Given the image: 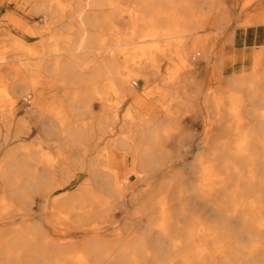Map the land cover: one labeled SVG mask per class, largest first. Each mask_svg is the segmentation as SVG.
Masks as SVG:
<instances>
[{
	"label": "bare ground",
	"instance_id": "bare-ground-1",
	"mask_svg": "<svg viewBox=\"0 0 264 264\" xmlns=\"http://www.w3.org/2000/svg\"><path fill=\"white\" fill-rule=\"evenodd\" d=\"M31 1L34 2V8L42 13L45 30L56 22L53 21L56 14H64L67 10L66 6L62 5V0ZM135 1L136 4L129 5L128 9L111 14L112 18L117 16L120 20L126 21L129 27V32H126L124 37L121 35L113 38V45H107L104 40L92 36H84L81 31H78L75 39L69 36L61 38L62 44H57V47L48 51L49 53L46 52L40 56L41 60L38 62H23L22 59L17 58L11 61L14 63L10 61L7 62L8 64L5 63L6 65L0 63V102H8V105L0 110L4 119H8L13 114L12 108L16 103L15 95L34 92L35 105L32 110L30 109L31 116L39 123L43 134L47 138H61L59 148L78 149V155L73 160L64 157L60 151L54 159L51 156L45 158V154H40L38 157L26 154L18 158L11 153L0 158V264H22L23 262L25 264H150V261L160 264L168 253L177 258V260H174L175 257L171 260L173 264L177 263L176 261L180 264H213L216 253L224 247L223 238L229 235L228 226L231 218H237L246 223L251 220V216L264 215V197L260 195L256 187L261 175L260 162L258 164L257 161L264 158L257 153V144L260 141L256 139L258 130L264 134V110L259 113L257 107L264 105V60L261 61L260 58L252 72L240 77H232L230 80L232 86L246 88L245 96H230L229 115L234 122L227 125L234 127L237 135L240 136L235 141L234 156L246 159L244 163L245 167L248 166L246 176L234 162L226 163L227 167L233 168V174L238 178L236 183L231 182L235 190L226 194L228 185L226 180L230 176V171L224 173L219 171L221 169H217L218 147L216 144L220 142V139L214 137L212 130L208 133L213 139L208 152L198 157L191 165L198 176V181L192 183V188L191 186V189L189 188L192 196L189 199L191 203L187 204L191 205L196 200L199 201L207 208V211H210V213L206 211L209 214L207 218L204 214H199L201 217L193 214L191 216L190 214L194 211L191 213L187 211V213L185 204H171V198L168 195L169 182L163 181L154 188L155 193H162L158 198L155 195L148 199L141 198L139 194L142 189L138 193L141 184L146 187L142 192L149 191V184L152 183L153 176L157 175L153 169L163 165L158 154L162 149L155 150L151 144L158 142V137L162 136L161 131L165 124L170 119L177 118L169 106L164 108V113H162L152 108L147 97L136 98L131 107L135 115L131 116V120L126 119L132 124L127 122L121 125L122 128L130 129V134L110 143L109 147L115 150L130 147L131 138L139 139L141 146H137L138 153L132 157V164L135 166L132 175H128L129 172H125L122 168H117L115 160H120L121 157L108 153L107 158L109 159L104 163L96 160L87 162L86 152L79 148V144L84 139L92 138L98 132H109L116 127L115 122H111V117L103 113V103L99 97H81L79 91H69L66 97L67 109L46 108L44 89H47L48 85H42L41 78L54 77L56 83L57 79H61L71 88H78L87 86L89 83H97L98 79L107 77L106 82L94 88L91 87L90 90H94V93L97 89L105 90L109 101L112 96L118 103H121L127 100V95L131 91L133 73L138 76L137 72H141V76L150 82L156 72V66L153 65L155 59L163 54H168L172 59L178 58L181 68L186 72L184 71L183 75L176 72L171 81L162 82L163 87L177 86L178 89L181 88V91L180 93L179 91L165 92L164 89L165 93L162 92L164 94L159 96L160 101L162 103L166 101L168 105L175 102L187 109L191 107L194 97L188 87L195 75L194 61L197 57L207 61L213 52V48L209 47L206 40L195 41V31L203 21L217 27L219 31L226 30L233 23L228 8L223 0ZM251 1L253 0H249ZM257 1L260 5H264V0ZM105 4L113 5L114 1H93L95 6ZM8 5H10V0H0V10L6 9ZM247 5L244 9L248 7ZM72 14L76 15V12ZM5 18L9 20L7 22L9 24L12 19L11 15ZM112 18L107 19V23L109 29L114 31L117 28ZM0 20L3 21V19ZM99 21L98 17L94 19L81 17L79 25L85 26L87 23L95 25ZM2 23L0 21V24ZM17 25L23 29L25 34L36 36L37 33L31 28L23 27L20 22ZM240 26L248 29L246 32H242L243 30L234 32L235 36L231 39L236 42V46L245 45L243 41L249 31L251 35L256 34L259 38V32L264 34V7L257 14L249 15ZM147 39L164 41L163 46L166 48L162 50L159 44L145 45L134 47V50H140L136 51L137 55H134L135 51L130 53L129 46L137 42L142 43ZM14 41L16 48L24 45L20 39H14ZM115 47L122 48L118 52L122 58L128 59L132 55L131 66L126 65L117 69ZM31 54H34V51ZM20 61L22 63H19ZM4 71L7 75L3 73ZM19 73H27L29 78L19 77ZM9 76L14 79L8 81ZM209 98L213 99L215 109H219L218 106L216 107L218 103H216L215 92H212ZM243 98L248 102L245 106H243L245 101ZM93 101L100 103L101 108L98 105L100 112L97 110L98 113H96L95 110H91L90 105ZM88 111L94 117L91 123L82 121ZM244 111L251 118L257 116L256 120L248 125L241 123ZM129 117L128 113L126 118ZM22 132V128L16 131L14 138H18ZM8 134L5 132L4 135L0 127V146L5 145V137ZM219 150V154L229 153L225 145L222 148L219 147ZM119 165L123 167L122 163ZM37 167L42 170L38 171ZM71 167H78L81 171L89 168V179L86 185L83 184L88 176L83 184L80 183L83 188L79 187L77 193L56 195L77 175L76 171L70 170ZM101 167L105 169L102 170ZM130 177L134 180H130ZM241 184L248 190L250 189L253 194L250 191L249 193L243 191ZM175 187L177 193L181 194L182 188L177 183ZM219 193L229 196L230 208L226 201L223 202L218 196ZM36 194L40 195V201L36 199ZM138 199L141 200L140 205L136 203ZM31 204L43 212L50 213L51 218H46L43 225L36 222L34 226L25 224L29 221L28 216L32 211ZM118 205L121 208L130 206L136 208L139 205L138 212L148 219L142 220L141 216L138 221L150 229V234H134L127 237L118 235L116 242L111 239L105 240L108 234L104 231L111 229L116 215L114 211ZM230 209L234 214H231ZM18 222L24 224L19 225ZM262 226H264V219ZM125 238L127 239L123 242ZM153 247L156 249L155 252H152ZM116 251L119 254L117 252V255H114ZM24 255L32 260L24 261Z\"/></svg>",
	"mask_w": 264,
	"mask_h": 264
},
{
	"label": "rangeland",
	"instance_id": "rangeland-1",
	"mask_svg": "<svg viewBox=\"0 0 264 264\" xmlns=\"http://www.w3.org/2000/svg\"><path fill=\"white\" fill-rule=\"evenodd\" d=\"M36 1L40 2V0ZM93 1L94 0H62L61 3L63 6H66L67 10L64 12V14H56L53 19V21L56 22L53 23L47 30H45L44 18L42 13L34 8V2L31 0H10V5H8L6 9L4 8L0 10V19H3V21L0 20L3 22L0 24V63H4L3 65H6L5 63L8 61L11 62L17 58L22 59L23 62H38L41 60L40 56L57 47V44H62L60 41L61 38L69 36L72 37V39H75L78 36V31H81L82 35L84 36H92L100 40H104L107 45H113V38L121 35L124 37V35L127 34L126 32H129V27L126 24V21L124 22L120 20L117 16L112 18L111 14L115 12L117 13L119 10L128 9V6L136 4V1L113 0V5L105 4L103 6H95L93 5ZM223 1L228 8L230 19L233 22L232 25H229L224 31H219L217 27L203 21L204 23L202 22L199 26L201 30L198 28L195 31V41L206 40V43L209 45V47L211 49L213 48V52L207 61L202 60L201 57H197V59L194 61L196 68L195 75L192 79L191 85L189 86L190 88L188 87V90L192 92L194 97V100L191 102L193 104H191L192 108L190 107L187 109L175 102H172V104L168 105V102L165 101L162 103L160 101L159 96L165 92L179 91L178 93H180L181 91V88H179V90L177 86L163 87L162 82L168 80L171 81L172 76L176 72L181 75L186 72L185 69L184 72L183 68H181L180 60L178 58L172 59L168 54L158 55L156 57L153 64L156 66V72L154 73L150 82H147L146 79L141 76V72H137L138 76L137 74L135 75V73H133L131 91L127 95V100L121 103H118L116 98L112 96L110 97L111 99L109 101V96L105 90L97 89L98 92L96 91V93H94V90H90L91 87L94 88L98 84L106 82L107 77L98 79L97 83H89L87 86H81L78 88H71L61 79H57L56 83V78L54 77L43 78L45 80L41 78L40 80L42 85H48V88L44 89V100L46 101V108L51 110L52 108H68L66 97L67 92L69 91H79L81 97L89 96L100 98L103 103V113L111 117V122L114 121L116 127L109 132H98L92 138L84 139L79 144V148L84 149L86 152L85 160L87 162L96 160L98 162L104 163L109 159L107 158L108 153L112 156L121 157L120 160H115L118 165L117 168H122L125 170V172H129L128 175L134 174L135 171V166L132 164V157L136 156L138 153L137 146H141V143L138 141L139 139L136 137L131 138L130 140L132 141V145L128 148H117L114 150L109 146L112 141L122 137H127L130 134V129L122 128L121 125L127 122L132 124L130 123L131 121H126V119L131 120V116L135 115V111L131 109V107H133L136 98L142 96L147 97L148 103L152 106V108H155L158 112L162 113H164V108L169 106V108L172 109L171 112L177 118L170 119V121L165 124V127L162 128V136L158 137V142L151 144L155 150L158 148L162 149L158 152V154L161 157V161H163V165L153 169L157 175L153 176L152 183L149 184V191L147 193L142 192L146 187L141 184L138 193L142 189V193L140 192L139 194L141 198L148 199L149 197H154V195L158 198V196H160L159 194L162 193H155L154 188L163 181L169 182L168 185L170 190L168 191V195H170L171 204H185V206H187L186 212L190 211L189 213H191L194 211L190 214L191 216L192 214L196 216L199 214H204L205 218L208 217V213H210V211L208 210V212L207 208L204 207L199 201L196 200L193 204L188 205L191 203L189 199L192 196V191L190 190L192 188V183L198 181V176L195 174V170L191 168V165H193L194 161L198 157L208 152V149L212 144L211 140H213L212 137L208 135V133L212 130L214 131V137L216 139H220V142L216 144L218 147V154L216 157V163L218 166L217 169H221L219 171L224 173L230 171V176L225 174L229 177L226 180L228 182L226 194H229L235 190V186L231 185V182L236 183L238 181V178L233 174V168L230 166L227 167L226 163L234 162V164L239 167L246 176L248 170V166L245 167L244 165L246 159L234 156V153L236 152L235 141L240 136L237 135L234 127L227 126L228 124H232L234 122V120L229 115V108L231 107L230 96H245L246 88L232 86L230 84V80L232 77H240L252 72L257 62L260 59L261 61L264 60L263 32L258 33L259 38L256 37V34L251 35L250 31L246 33L247 36L243 41L245 45L241 47L236 46V42L231 39L232 36H235L234 32H240L242 30V32L247 31L248 28L240 26V24L246 21L249 15H254L261 11L264 5H260L259 1L257 0H253L251 2H249V0ZM244 4H248V7L245 9ZM72 12H76V15H73ZM8 15H11L12 19H14H10L11 22L9 24H7L9 20L5 18ZM125 15L127 16V12ZM81 17H90L91 19L98 17L100 21L95 25H90L87 23V25L81 26L79 25V19H81ZM110 18H112V22L117 28L114 31L109 29V24L107 23V19ZM19 22L23 27H29L34 30V32L37 33L36 36L25 34L23 29H20V26L17 25ZM14 39H20L24 45L22 47L16 48ZM254 42H256V44H253ZM164 43V41L147 39L142 43L137 42V44L129 46V48H131L130 53H133L134 51L136 53L137 50L140 51L139 49L134 50V47L145 45L155 46L159 44V46H162V50H164L166 48V46H163ZM122 48L124 47L122 46ZM122 48H114L117 52L115 63L118 70L126 65L131 66L132 55L128 59L124 57L122 58V56L118 55V52ZM33 51L34 54H31ZM134 55H137V53ZM19 63L22 62L20 61ZM3 73L7 75V72L4 71ZM20 76L29 78L27 73H19V77ZM13 79L14 78L12 76H9L8 81H12ZM134 83L137 85H134ZM164 89L166 90L165 92ZM212 92H215L216 103H218L216 104V107L218 106L219 109H215L213 99L209 98ZM15 97L16 103L12 108L13 114L11 117L4 119L3 114L0 111V127L2 132L4 135L5 132L9 133L8 136L5 137V145L0 146V158L8 156V153H11L14 156H18V158H22L26 154H29L33 157H38L40 154H45V158H49L51 156V158L54 159L57 157V153L60 151L64 157H68L71 158L70 160H73V158L78 155V149H65L63 147L59 148L61 138H47L40 129L39 123L34 117L31 116L32 111H30V109L32 110L35 105V93L28 92V94L15 95ZM243 99L245 100L243 106H245L248 104V102L245 98ZM0 103V110L1 108H5L8 105L7 101H1ZM98 105L101 108V105L98 101H93V103L90 105L91 110H95L96 113H98V111L100 112L101 109ZM257 107L259 113L264 110V105H259ZM128 113L130 114V117L126 118ZM242 116L244 118L241 120V123L244 125L252 123L257 117L251 118L245 111L242 112ZM93 120V114L89 111L86 112V115L82 119V121L86 123H91ZM20 127L22 128L23 132L18 138H14L16 131L21 129ZM256 139L260 141L257 144V153L258 155L264 157V134L260 130L256 132ZM223 145L229 149V153L224 152L223 154H219V147L222 148ZM102 155H105V157H102ZM263 159L264 158H261L260 161H257L258 164L260 162L259 165L261 169V175L257 180L259 183L256 184V187L258 188L260 195L264 197ZM120 163H122L123 167L119 165ZM37 169L38 171L42 170L39 167H37ZM100 169L103 170L105 168L101 167ZM31 170H33V166H31ZM70 170L76 171L77 175L62 190L58 191L56 195L59 193L60 196H62L61 193H63V195L77 193V190L83 188V185H86L85 183H87L89 179V168H84V170L81 171L78 167H71ZM85 179L86 182H84ZM130 180H134V178L130 177ZM181 181L183 182L182 184ZM176 183L182 188L181 194L177 193L178 191L175 187ZM240 187L243 191H246V193L248 191L249 193L250 189L248 190V188L243 186V184H241ZM74 189L76 190L74 191ZM250 193L252 192L250 191ZM218 196L221 197L223 202L226 201L227 206L230 208L231 200L229 196L225 194L220 195V193ZM36 199L40 201V195L36 194ZM140 201L141 200L138 199L137 202H135L139 203L140 205ZM139 205L136 206V208L138 207L137 210L135 206H130L129 208H121L119 205V207L117 206V209L114 211L117 216L115 215L113 224L110 227L112 230L109 229L108 231H104L106 234H108V238L105 240L108 241V239H111L116 242L118 235L127 237L134 234H150V229L146 228L144 223H140V221H138L142 216L138 212V210H140ZM192 205H194V207ZM30 207L32 211L28 216L29 221L25 224L34 226V223L36 222L39 225H43L46 218H51L50 213L39 210V208L35 207L33 204H31ZM201 211H207L208 213H202ZM231 214H234L233 210H231ZM199 216L201 217V215ZM263 217V214H261V216H251V220L246 223L242 222L240 219L231 218V220H229L228 226L229 235L227 238H223L222 245L224 247L216 253V259H214L213 264H264V226H262V221L264 219ZM141 218L142 220L148 219L144 216ZM18 224L20 225L24 223L18 222ZM126 239L127 238L123 239V242ZM155 250L156 249L153 247L152 252H155ZM118 251L114 252V255H117L116 253ZM174 257L168 253L162 259L160 264H173V261L171 262V260ZM23 258L24 261L26 259L32 260L27 255H24ZM174 260H177V258L175 257ZM176 262L177 263L175 264H180V262ZM22 264L25 263L23 262ZM150 264L156 263L150 261Z\"/></svg>",
	"mask_w": 264,
	"mask_h": 264
},
{
	"label": "built area",
	"instance_id": "built-area-1",
	"mask_svg": "<svg viewBox=\"0 0 264 264\" xmlns=\"http://www.w3.org/2000/svg\"><path fill=\"white\" fill-rule=\"evenodd\" d=\"M134 85H137L136 83H134Z\"/></svg>",
	"mask_w": 264,
	"mask_h": 264
}]
</instances>
